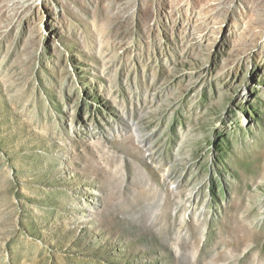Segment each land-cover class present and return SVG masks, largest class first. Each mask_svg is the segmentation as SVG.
<instances>
[{
	"label": "rangeland",
	"instance_id": "1",
	"mask_svg": "<svg viewBox=\"0 0 264 264\" xmlns=\"http://www.w3.org/2000/svg\"><path fill=\"white\" fill-rule=\"evenodd\" d=\"M0 264H264V0H0Z\"/></svg>",
	"mask_w": 264,
	"mask_h": 264
},
{
	"label": "bare ground",
	"instance_id": "2",
	"mask_svg": "<svg viewBox=\"0 0 264 264\" xmlns=\"http://www.w3.org/2000/svg\"><path fill=\"white\" fill-rule=\"evenodd\" d=\"M173 24H175L174 22H171V27L173 28ZM152 36H153V46L156 48V51H159L161 49L160 44H158V39H157V35H156V31L153 30L152 32ZM182 38H184V35L182 36ZM187 38V37H186Z\"/></svg>",
	"mask_w": 264,
	"mask_h": 264
}]
</instances>
